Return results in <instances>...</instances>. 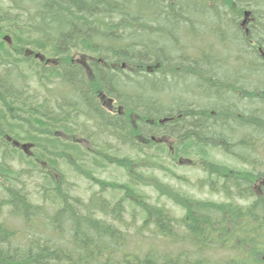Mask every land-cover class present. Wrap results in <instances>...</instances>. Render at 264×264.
I'll list each match as a JSON object with an SVG mask.
<instances>
[{
  "label": "trees",
  "instance_id": "obj_1",
  "mask_svg": "<svg viewBox=\"0 0 264 264\" xmlns=\"http://www.w3.org/2000/svg\"><path fill=\"white\" fill-rule=\"evenodd\" d=\"M180 159L223 199L164 184ZM4 210L0 264H264V0H0Z\"/></svg>",
  "mask_w": 264,
  "mask_h": 264
},
{
  "label": "rangeland",
  "instance_id": "obj_2",
  "mask_svg": "<svg viewBox=\"0 0 264 264\" xmlns=\"http://www.w3.org/2000/svg\"><path fill=\"white\" fill-rule=\"evenodd\" d=\"M245 23H246V20H245ZM247 23H249V21H247ZM77 54H78L77 52L74 53L73 58L76 57ZM230 64H232L231 60H230ZM261 79L262 78H260V80ZM30 82L33 83V80H31ZM178 85H180V84L172 85V87H170V88L179 89ZM180 89H181V86H180ZM52 91H54V90H52ZM52 93H54V92H52ZM47 94L51 97L50 93H48L45 88H43V91L40 92L42 99H44V96ZM168 97L171 98V96H168ZM166 144L168 146H171L170 142L169 143L166 142ZM147 150L153 151L154 149L149 148ZM224 158L226 160L230 161L229 157H224ZM118 174H122V171L121 170L119 172L115 171L114 173L108 171V173H101L100 177L103 179L108 178L110 181H113L114 179L119 177ZM155 174H157V176H159L162 179V182L164 184L170 185L174 189L177 188L176 190H179L180 192L185 193L186 195H188V197H194L200 201H213V202H217V201H220L223 199V197L221 196L220 193H215V192L211 191L206 185L203 184L201 179H203L205 177V174L203 172V168H202L200 162H198L195 159H193V161H191V160L183 161L182 164H176V163H175V165L171 164L169 171H155ZM95 186L96 185H94L93 189L95 188ZM106 194H109V192H106ZM150 194L152 195V197L149 200H151L154 203H158L155 199L156 195L152 192ZM160 200L162 202L168 204L169 206L175 208L176 209L175 215H178V216L184 215V210L179 209V207L175 206L174 203H171L172 202L171 200H168L167 198H160ZM5 219L9 220V218H7V216H6V211L4 210L3 213L0 214V220H5ZM137 219H138V217H137ZM137 219L135 221L133 219V217L131 215H129L128 213L124 215V221H125L124 228H125V230H128L130 232V236L133 237L134 240L136 238L138 240H140V236L137 235L138 232L136 229ZM150 231H152V228H150V230L145 229L144 232H147L146 233L147 236L144 237V242H149V241L153 242V243L159 242L160 239L157 238L155 234L151 235ZM139 245L140 244H137L134 241L132 243V246H135L134 248H137ZM176 246H177L176 244H173L171 246V248H175ZM167 247H169L168 244L164 245V248H167Z\"/></svg>",
  "mask_w": 264,
  "mask_h": 264
},
{
  "label": "flooded vegetation",
  "instance_id": "obj_3",
  "mask_svg": "<svg viewBox=\"0 0 264 264\" xmlns=\"http://www.w3.org/2000/svg\"><path fill=\"white\" fill-rule=\"evenodd\" d=\"M83 70L86 71L85 69H83ZM114 109H115V108H114L113 106H111V110H114ZM60 131H61V130L54 131L53 134L56 133V132H60Z\"/></svg>",
  "mask_w": 264,
  "mask_h": 264
},
{
  "label": "water",
  "instance_id": "obj_4",
  "mask_svg": "<svg viewBox=\"0 0 264 264\" xmlns=\"http://www.w3.org/2000/svg\"><path fill=\"white\" fill-rule=\"evenodd\" d=\"M247 15H248V13H246ZM6 39L8 40V41H10V37L9 36H6ZM28 144H24L23 146H27ZM263 259H264V257H263Z\"/></svg>",
  "mask_w": 264,
  "mask_h": 264
}]
</instances>
